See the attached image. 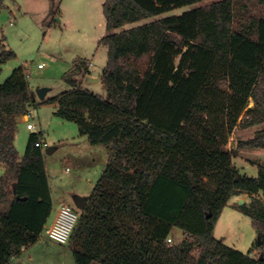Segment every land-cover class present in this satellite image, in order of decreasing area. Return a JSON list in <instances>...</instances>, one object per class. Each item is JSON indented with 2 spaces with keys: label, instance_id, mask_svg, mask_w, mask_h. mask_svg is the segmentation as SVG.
I'll return each mask as SVG.
<instances>
[{
  "label": "trees",
  "instance_id": "trees-1",
  "mask_svg": "<svg viewBox=\"0 0 264 264\" xmlns=\"http://www.w3.org/2000/svg\"><path fill=\"white\" fill-rule=\"evenodd\" d=\"M201 1L103 0L105 95L77 85L88 73L80 59L65 78L72 88L44 100L107 155L68 242L75 264H264V165L249 177L233 163L244 148L264 149V129L227 147L238 125L264 122V16L214 0L116 31ZM56 8L50 0L48 26ZM14 56L0 42V66ZM33 104L18 66L0 82V264L37 241L52 212L39 133L21 157L14 145L15 118ZM242 193L250 201L238 208L261 239L246 253L213 234ZM174 227L183 237L167 242Z\"/></svg>",
  "mask_w": 264,
  "mask_h": 264
},
{
  "label": "rangeland",
  "instance_id": "rangeland-1",
  "mask_svg": "<svg viewBox=\"0 0 264 264\" xmlns=\"http://www.w3.org/2000/svg\"><path fill=\"white\" fill-rule=\"evenodd\" d=\"M60 21L48 26L50 0H4L0 9V42L12 50L15 56L0 66V82L10 76L13 69L22 66L32 89L34 104L29 108V117L19 118L14 145L19 155H23L31 133H39V140L46 142L42 147L43 159L51 184L53 198L61 196L80 214L81 211L71 200L75 194L89 195L107 159L103 145L96 144L106 155L103 160L96 150L90 153L86 135H79L76 123L64 120L55 114L52 103H44L46 97L54 96L70 88L71 83L64 80L71 65L76 60L93 62L95 71L102 70L107 59V46L99 43L105 34V17L102 0H54ZM214 0L183 5L172 8L158 16L127 24L116 31L135 26L158 17L181 14L183 11ZM246 3L249 12L264 16V5L258 0H240ZM41 64V67H38ZM66 75V76H67ZM80 77V76H78ZM47 89L46 97H40L38 90ZM95 93L105 95L102 86H93ZM253 101L250 100L249 105ZM241 121V118L239 119ZM32 123L34 129H28ZM264 129V122L248 127L237 126L228 141L227 147L233 148L240 139H247L256 130ZM233 163L240 173L249 177L257 175V164L264 165V149L244 148ZM4 168L0 164V175ZM255 196L262 198L261 193ZM234 196L230 197L233 199ZM241 203H248L250 196H243ZM228 206L226 214L218 217L215 223V236H226L224 243L244 253L248 252L257 239L251 219L239 210L238 201ZM232 209V210H231ZM227 211V210H226ZM233 211V213L231 212ZM172 242L183 237L178 228H173ZM34 247V261L28 264H75L69 243L61 244L50 239L44 232ZM253 251V255L258 254ZM97 263V262H96Z\"/></svg>",
  "mask_w": 264,
  "mask_h": 264
},
{
  "label": "crops",
  "instance_id": "crops-1",
  "mask_svg": "<svg viewBox=\"0 0 264 264\" xmlns=\"http://www.w3.org/2000/svg\"><path fill=\"white\" fill-rule=\"evenodd\" d=\"M103 1V0H102ZM58 20L60 21V16L58 17ZM74 64V63H73ZM73 64L71 65V68H70V70L72 69V67H73ZM86 66H87V68H88V73L84 76V77H78L77 75H75L74 77L76 78V83H77V85L78 86H80V87H82V88H86V89H88V90H90V91H93L94 92V90H93V86H102L101 85V81H100V77H101V74H102V71H103V69L102 70H98V72H96L95 71V66H94V64H93V62L92 61H90L89 63H86ZM26 73V72H25ZM67 75V74H66ZM66 75L64 76V80H66L65 78H66ZM26 76H27V74H26ZM72 88V85L70 86V88H68V89H71ZM68 89H66V90H68ZM45 91H44V95L42 96V97H46V95H47V92H48V90L47 89H44ZM55 96V95H54ZM49 97H52V96H49ZM49 97H46V98H49ZM45 98V99H46ZM52 104H54V106H55V111H56V109H57V104L56 103H52ZM54 111V112H55ZM19 118H22V119H27L28 117H27V115L26 114H24V115H19V116H17L15 119H16V122H18V119ZM16 131H17V127H16V130H15V133H16ZM80 135V134H79ZM14 137H15V135H14ZM96 148H98V147H95V145H93L92 144V146L90 145L89 146V149H90V153H92V154H95V152H96V150L98 151V153L99 154H101V152H103V160H105L106 158V155H105V153H104V151H102L101 149H96ZM20 157L22 156V155H19ZM106 161V160H105ZM45 169H46V167H45ZM46 173H47V171H46ZM2 175V174H1ZM48 176V175H47ZM96 182V181H95ZM48 183H49V187H50V196H51V201H52V212H51V215H50V217H49V219H48V222H47V224L46 225H48L49 223H51L52 222V220H53V218H54V216H55V214H56V211H57V208H58V206L60 205V204H68V205H70L71 206V204L67 201V197H65V196H61L57 201L53 198V195H52V191H51V184H50V182H49V178H48ZM95 184V183H94ZM94 186V185H93ZM76 195H80V196H89V195H81V194H75V196ZM75 196H71V200L74 202V197ZM243 196H247V194L246 193H242V194H239V195H234V197H233V199H229V201H228V203H227V205L224 207V209L222 210V212L220 213V215H219V217L220 216H222L223 214H226L227 212H229L228 211V206H233V205H235L234 203H233V201L235 200V201H238V203H239V201H241V198H244ZM240 204V203H239ZM73 208V207H72ZM74 209V208H73ZM227 210V211H226ZM232 210V209H231ZM232 213H233V211H231ZM218 221V220H217ZM174 228H176V227H174ZM178 230H179V232H182L179 228H178ZM215 232V226H214V230H213V234H215L214 233ZM41 236V235H40ZM39 236V237H40ZM215 236V235H214ZM216 238H219V239H221L223 242H224V239H225V237L226 236H222V237H217V236H215ZM39 238H38V240L35 242V243H33V244H31V245H29V246H26V247H24L23 249H22V251L17 255V256H15V257H13L12 259H11V261H10V263L9 264H28L29 262H33L34 261V257H35V254H34V251H33V249H34V247L35 246H37V244L39 243ZM91 264H100L99 262H92Z\"/></svg>",
  "mask_w": 264,
  "mask_h": 264
},
{
  "label": "built area",
  "instance_id": "built-area-1",
  "mask_svg": "<svg viewBox=\"0 0 264 264\" xmlns=\"http://www.w3.org/2000/svg\"><path fill=\"white\" fill-rule=\"evenodd\" d=\"M41 64H38V67H41ZM29 117V112L26 114ZM28 129H34L32 123H27ZM36 145L43 147L46 145V142L38 140ZM78 212L74 210L68 204H60L57 208L56 214L51 223L44 226L43 232L52 240L66 244L69 242L72 231L78 220ZM172 237L167 238V242H172Z\"/></svg>",
  "mask_w": 264,
  "mask_h": 264
},
{
  "label": "water",
  "instance_id": "water-1",
  "mask_svg": "<svg viewBox=\"0 0 264 264\" xmlns=\"http://www.w3.org/2000/svg\"><path fill=\"white\" fill-rule=\"evenodd\" d=\"M44 91H45L44 89H42V90L39 89L38 90V94H39L40 97H42L44 95ZM87 199H88V196H80V195L78 196V195H76L74 197V203L76 204V206L80 210H82L84 208L85 204H86ZM239 203H241V201H239ZM207 216H209V214ZM257 242H258V244H261V239H260L259 236H257ZM261 256L262 255H260V257Z\"/></svg>",
  "mask_w": 264,
  "mask_h": 264
}]
</instances>
